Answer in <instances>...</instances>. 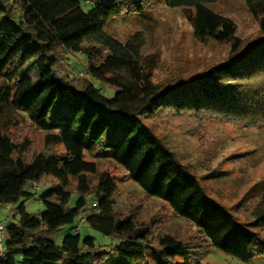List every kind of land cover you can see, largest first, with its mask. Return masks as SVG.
I'll list each match as a JSON object with an SVG mask.
<instances>
[{"label": "trees", "instance_id": "16d2710c", "mask_svg": "<svg viewBox=\"0 0 264 264\" xmlns=\"http://www.w3.org/2000/svg\"><path fill=\"white\" fill-rule=\"evenodd\" d=\"M90 1L84 8L80 0H0V205L12 208L0 264H133L147 255L152 264H200L209 247L244 264L264 258V237L211 198L143 120L184 110L264 124V0H244L259 28L246 42L232 19L210 7L217 0ZM154 2L180 8L198 41L227 43L228 61L187 83L155 84V55H142V37L121 41L106 31L112 19ZM77 53L85 55L80 76L65 68ZM91 79L114 94L106 96ZM17 110L45 131L38 150L31 151L28 136L9 130ZM94 150L110 153L197 235L153 238L150 223L115 215L116 179L85 159ZM33 182L49 185L37 193L27 188ZM36 194L43 209L33 214L24 202ZM253 216L264 224V203ZM81 217L110 242L76 232ZM67 226L60 242L44 236Z\"/></svg>", "mask_w": 264, "mask_h": 264}, {"label": "rangeland", "instance_id": "374dc122", "mask_svg": "<svg viewBox=\"0 0 264 264\" xmlns=\"http://www.w3.org/2000/svg\"><path fill=\"white\" fill-rule=\"evenodd\" d=\"M80 1L84 8L88 7L84 0ZM210 7L233 20L236 33L243 42L259 34L257 19L248 10L244 0H217ZM106 31L121 41L135 33L142 37V55H155L152 80L160 86L187 83L211 66L226 63L230 55L227 43L198 41L180 8H171L157 2L142 12L112 19ZM84 63V54L69 55L65 68L72 71L74 67L75 75L80 76ZM91 80L106 96L114 94L107 85ZM143 120L197 177L211 198L264 237V224L257 223L253 216L255 207L264 203V124H248L204 113L194 115L184 110L181 113L163 110ZM9 130L13 134L28 136L32 143L31 151L38 150L42 145L45 131L34 127L21 110L13 112V123ZM84 157L96 162L99 171H107L116 179L117 194L112 204L115 215H130L137 223H150L153 238L165 232L183 238L197 235L196 228L175 214L167 203L147 195L131 180L110 153L86 151ZM48 185L47 182H39L37 190L29 183L27 188L41 193ZM69 189H72V185ZM76 200L77 194L73 192L66 206L74 207ZM24 204L26 210L33 214L43 209L37 194L26 199ZM11 211L12 208L0 205V219L10 220ZM69 229L67 226L55 234L44 236L60 242ZM80 231L81 235L94 236L100 244L110 242L107 236L86 223ZM133 264H152L151 256L147 255L145 261ZM200 264L244 263L215 247H209ZM249 264H264V258L256 257Z\"/></svg>", "mask_w": 264, "mask_h": 264}, {"label": "built area", "instance_id": "2783aa9c", "mask_svg": "<svg viewBox=\"0 0 264 264\" xmlns=\"http://www.w3.org/2000/svg\"><path fill=\"white\" fill-rule=\"evenodd\" d=\"M86 2L88 3H92L90 0H86ZM33 187L35 189L39 188V183L33 182ZM92 205H97L96 201L92 202ZM6 220H0V256L3 255L4 253V249H5V238H6ZM85 223V219L84 217H81L78 219L76 225H75V231L78 232L82 229V227L84 226Z\"/></svg>", "mask_w": 264, "mask_h": 264}, {"label": "crops", "instance_id": "0c3cea01", "mask_svg": "<svg viewBox=\"0 0 264 264\" xmlns=\"http://www.w3.org/2000/svg\"><path fill=\"white\" fill-rule=\"evenodd\" d=\"M45 187H46V186H45ZM38 189H39V188H38ZM38 189H37V190H38ZM4 207H5V208H8V209H11V206H10V205H4ZM0 220H2V219H0Z\"/></svg>", "mask_w": 264, "mask_h": 264}]
</instances>
